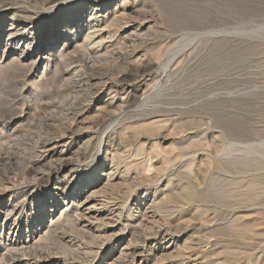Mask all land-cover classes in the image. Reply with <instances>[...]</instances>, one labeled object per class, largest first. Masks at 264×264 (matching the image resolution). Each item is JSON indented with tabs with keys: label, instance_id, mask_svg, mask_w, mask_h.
I'll return each instance as SVG.
<instances>
[{
	"label": "rangeland",
	"instance_id": "rangeland-1",
	"mask_svg": "<svg viewBox=\"0 0 264 264\" xmlns=\"http://www.w3.org/2000/svg\"><path fill=\"white\" fill-rule=\"evenodd\" d=\"M0 264H264V0H0Z\"/></svg>",
	"mask_w": 264,
	"mask_h": 264
},
{
	"label": "bare ground",
	"instance_id": "bare-ground-1",
	"mask_svg": "<svg viewBox=\"0 0 264 264\" xmlns=\"http://www.w3.org/2000/svg\"><path fill=\"white\" fill-rule=\"evenodd\" d=\"M49 6H50V5H49ZM49 8H50V7H49ZM52 9H53V8H52ZM98 12H99V11H98ZM126 14H128V13H126ZM126 14H125V9L122 8L121 12L119 11V13H115V15H113L112 17H114V19H116V18H118L119 16H123V15L128 16V15H126ZM125 16H124V17H125ZM124 17H123V18H124ZM125 19H126V18H125ZM120 20H121V19H120ZM120 20H119V21H120ZM110 21H111V20H110ZM131 21H132V20H131ZM107 22H108V21H107ZM113 22H114V21H113ZM125 23H127V22H125ZM115 24H117V23H115ZM119 25H120V24H119ZM124 26H125V25H124ZM124 26H123V27H124ZM127 26H128V25H127ZM118 27H119V26H118ZM118 27H117V28H118ZM56 31H57V30H56ZM53 35H54V34H52V36H51V38L49 39V41L52 40ZM129 35H132V33L129 34ZM134 37H135V36H134ZM57 38H58V37H57ZM128 38H129V37H128ZM132 38H133V37H132ZM39 53H40V52H39ZM134 82H135V81H134ZM127 83H128V82H127Z\"/></svg>",
	"mask_w": 264,
	"mask_h": 264
}]
</instances>
